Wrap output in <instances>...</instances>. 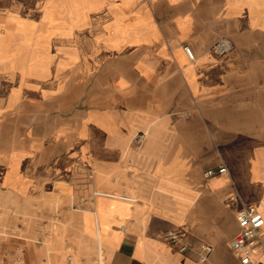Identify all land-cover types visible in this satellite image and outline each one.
Returning a JSON list of instances; mask_svg holds the SVG:
<instances>
[{"label": "crops", "instance_id": "1", "mask_svg": "<svg viewBox=\"0 0 264 264\" xmlns=\"http://www.w3.org/2000/svg\"><path fill=\"white\" fill-rule=\"evenodd\" d=\"M242 170L264 182V0H0V197L40 218L24 263L240 264Z\"/></svg>", "mask_w": 264, "mask_h": 264}, {"label": "built area", "instance_id": "2", "mask_svg": "<svg viewBox=\"0 0 264 264\" xmlns=\"http://www.w3.org/2000/svg\"><path fill=\"white\" fill-rule=\"evenodd\" d=\"M228 50V45L225 42L218 43L214 47V51L222 54ZM183 51L185 52L189 61L194 60V55L191 49L184 45ZM144 140L143 133L138 134L133 143L135 147H139ZM227 168L225 165H220L217 169H209L204 172V177L212 178L215 176L226 175ZM82 188L85 197L81 200L83 205H90L97 197V192L92 188L93 180L91 175H87L86 180L83 183ZM91 189V190H90ZM236 199L235 195L228 197V200ZM236 224L238 227V233L230 241V247L234 255L238 258L240 264H255L257 257L261 255L264 258V215L263 210L257 209L254 206H247L241 204L236 211ZM182 233L179 231H173L165 236V239L169 244L177 247L180 253H185L188 250V245L181 244L180 240ZM211 247L205 245L201 249V254L198 257V261L203 263L208 253H210ZM24 252L22 250L17 251L12 255L9 261H3L2 264H25L23 258Z\"/></svg>", "mask_w": 264, "mask_h": 264}, {"label": "rangeland", "instance_id": "3", "mask_svg": "<svg viewBox=\"0 0 264 264\" xmlns=\"http://www.w3.org/2000/svg\"><path fill=\"white\" fill-rule=\"evenodd\" d=\"M35 4H39V3H35ZM41 5H43V9H44L43 12L42 11L26 12L27 15L26 21L27 23H30L28 28L31 30V36H34L35 34L33 23H35V21L39 19V16H41L42 20L44 21V23L42 24L44 34L47 31H49V27L46 28L45 22L50 21L51 15L53 13L50 11V8L48 7L50 6V4L42 3ZM239 174L241 175V177H243L248 181V182L243 181V186H242L243 188H241V190H246V189L249 190L255 188V185L259 186L258 191L259 194L261 195L259 196L260 199H263L262 197L264 194V182L262 183L259 181L258 175L252 170L250 171L242 170V172H240ZM202 194L210 195V192L207 189H203ZM51 201H52L50 202L51 209L54 205L59 203V199L57 198L52 199ZM252 205L259 207L258 203L256 202H254ZM166 206H173V205L166 204ZM259 209L261 208L259 207ZM35 211L36 210L34 208V205H30V204L24 205L18 203L11 196L0 197V264H2V260L7 261L9 259V256L11 254L13 255V253H15L17 249L25 251L27 255V250L25 248L26 245H37L36 243L38 242L40 244L42 243L39 235L36 234V230H35L37 227H39L40 224V220H39L40 218L36 215ZM45 224L47 225L46 230L49 231H52V228H54L55 225L52 220H48ZM75 224H77L76 220H75ZM25 264H27L26 256H25ZM97 264H99L98 260H97Z\"/></svg>", "mask_w": 264, "mask_h": 264}, {"label": "bare ground", "instance_id": "4", "mask_svg": "<svg viewBox=\"0 0 264 264\" xmlns=\"http://www.w3.org/2000/svg\"><path fill=\"white\" fill-rule=\"evenodd\" d=\"M233 182V181H232ZM258 183V182H257ZM263 183V181H262ZM260 186H263V185H260ZM259 186H256L255 185V188H252V189H246V190H242V193H243V196L248 200V201H251V202H256L258 203V206L262 209H264V201L263 199H260V194H259ZM260 195V196H259ZM254 206V205H253ZM256 207L257 209H259V207L257 206H254ZM233 230V227L230 226V231Z\"/></svg>", "mask_w": 264, "mask_h": 264}]
</instances>
